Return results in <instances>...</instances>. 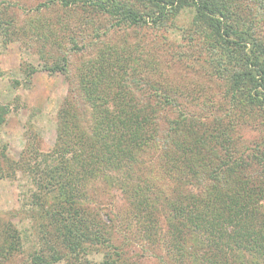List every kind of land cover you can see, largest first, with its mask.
Listing matches in <instances>:
<instances>
[{"label":"rangeland","instance_id":"obj_1","mask_svg":"<svg viewBox=\"0 0 264 264\" xmlns=\"http://www.w3.org/2000/svg\"><path fill=\"white\" fill-rule=\"evenodd\" d=\"M69 1L65 7L59 0H0V106L9 108L0 125V249L6 242H16L15 230L24 246L13 256L2 254L0 264L29 262L39 230L35 219L44 216L47 208L41 187L50 175L58 114L67 102L70 113L77 114L76 124L89 132L97 115L85 94L91 83L104 78L98 74L105 61L115 72L117 65L121 67L115 84L123 80L118 79L120 74H128L124 88L136 107L149 112L150 118L153 113L155 140L140 150L136 163L118 172L119 181L128 183V193L118 182L108 186L99 174L89 180L83 194L81 174L74 166L77 175L72 182L82 193L74 199L103 220L114 251L127 262L215 264L208 250L193 257L187 248L176 251L165 232L164 215L151 216L152 208L142 202L159 193L177 197L172 191L176 192L181 173L170 158L176 150L169 148L174 144L179 149L189 129L198 132L216 123L219 129L226 128L219 144L229 141L231 150L240 154L239 182L261 175L264 171L255 162L264 160V109L246 105L239 95L229 98L227 73L206 61L203 36L189 34V12L177 14L161 29L150 24L118 26L116 18L87 1ZM262 12L257 14L263 17ZM258 31L263 41V23ZM57 63L66 66V75L43 69ZM30 67L36 70L30 82L13 85L23 83ZM232 158L230 165L237 160ZM59 196L49 193V204ZM151 225L156 236L148 231ZM101 252L93 257L100 260Z\"/></svg>","mask_w":264,"mask_h":264},{"label":"trees","instance_id":"obj_2","mask_svg":"<svg viewBox=\"0 0 264 264\" xmlns=\"http://www.w3.org/2000/svg\"><path fill=\"white\" fill-rule=\"evenodd\" d=\"M59 1L65 7L71 4L69 0ZM84 1L116 18L118 26L150 24L161 29L177 14L189 12L192 15L189 34L203 36L206 61L214 69L227 73L229 98L239 95L246 105L264 109V40L258 31L259 24H264V16L257 14L259 10L264 13V0H247L248 4L245 0ZM118 68L121 70L117 65L115 72L110 61L102 63L98 75L104 78L91 83L92 89L85 94L97 115L89 132L76 124L77 114L70 113L67 102L58 114L53 166L41 187V198L47 208L44 216L35 219L39 228L37 242L25 264H138L127 262L114 251L116 247L103 220L74 199L75 194H86V184L99 174L108 186L118 182L128 193V183L119 181L118 172L136 163L140 150L154 143L153 113L150 118L149 112L136 107L133 96L125 90L126 72L118 77L123 80L115 84ZM43 69L50 74H67L64 64ZM35 71L28 68L23 83L15 81L13 85L26 86ZM8 112V106H0V125ZM226 130L219 129L218 123L198 132L189 129V136L179 149L174 144L169 148L176 150L170 158L176 172L181 173L176 180L179 182L176 192L172 191L177 197L159 193L142 203L152 208L151 216L164 215L165 232L175 243L176 251L187 248L193 257L208 250L215 264H264V172L254 174L257 180L239 182L240 154L231 150L229 141L219 144L220 135ZM232 156L237 160L230 165ZM255 164L264 171V160L258 158ZM74 166L81 174L78 179L82 181V193L72 182L77 175ZM212 166L213 170L209 168ZM39 170L35 167L33 171L40 175ZM49 193L53 198L60 196L49 204ZM148 231L156 236L155 225ZM15 234L17 243H4L0 259L2 254L13 256L23 250L20 233L15 230ZM100 250L102 256L97 260L93 255Z\"/></svg>","mask_w":264,"mask_h":264}]
</instances>
